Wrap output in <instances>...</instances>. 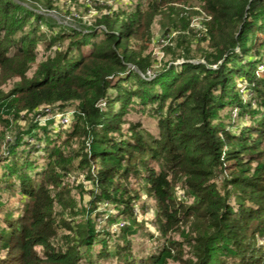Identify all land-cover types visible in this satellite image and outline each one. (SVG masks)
I'll return each instance as SVG.
<instances>
[{
    "label": "trees",
    "instance_id": "obj_1",
    "mask_svg": "<svg viewBox=\"0 0 264 264\" xmlns=\"http://www.w3.org/2000/svg\"><path fill=\"white\" fill-rule=\"evenodd\" d=\"M179 1L208 17L205 44L181 35L150 80L141 73L155 59L133 42L153 19L142 3L100 11L87 27L59 23L26 0H0V264H263L255 241L264 238V0H150L147 9ZM45 10L58 8L48 0ZM180 57L199 62L178 70ZM133 107L154 110L153 134ZM45 108L72 111V121L42 123ZM70 164L93 186L89 206L59 191ZM130 178L145 180L169 236L148 253L131 249L134 230L111 251L113 234L97 221L128 212ZM178 231L182 240L172 237Z\"/></svg>",
    "mask_w": 264,
    "mask_h": 264
},
{
    "label": "rangeland",
    "instance_id": "obj_2",
    "mask_svg": "<svg viewBox=\"0 0 264 264\" xmlns=\"http://www.w3.org/2000/svg\"><path fill=\"white\" fill-rule=\"evenodd\" d=\"M26 1L28 2V4H31L30 6H32V4L36 5L35 7L40 8L39 11L41 12L47 11V13L56 18L59 23H63L64 25L65 23L75 24V22H70H73L75 20H82L86 23L85 26L87 27L93 24L94 18L99 14L100 11L117 8L118 11L121 10L122 12H132L128 10H134L136 8V3H142V5L139 6L142 7L141 9L144 10V12H146L145 15L153 19L150 24V31H148L144 35H141V38L137 41H135L136 39L133 40V42L134 44H136V49L139 52H142L146 55H151L152 59H155L153 69H149L147 74L141 73L144 78L150 80L156 77L157 71H161L164 62L168 58H172L171 53L176 51L178 38L181 35H186L189 32V34L193 33L195 37L190 35L192 37V40L196 43L204 45L205 41L203 40V38L205 37V34H207L208 30V28L206 27L208 17L201 9V7H199V4L195 2H167L165 3V6H163L159 11L155 12L154 10L147 9V4L150 0H52L55 4V7L58 8V10L54 11L45 10V4L48 0ZM72 7H75V13H68V8L72 9ZM260 36L264 38V35L260 34ZM168 48L171 49L168 50ZM89 49L90 46L84 48L85 51H88ZM193 50L194 51L192 55L199 56L198 49L193 47ZM188 61L199 62L195 60H187L180 57L174 60L172 63L179 70L182 68V65ZM262 71H264V69H262ZM14 83L15 81H13V78L8 79L2 85V87L5 90H9ZM240 85L246 86V80H243ZM230 108L231 107L222 112L223 118L227 117V114L230 113ZM46 109L47 108L44 109L45 113L43 119L40 120L42 121V123H44L45 120L52 119L58 113L65 114L67 112H57L53 115V117H50L49 114L54 112H47ZM133 112L136 120L139 119V117L143 118L144 130L142 131H144V134H153L156 131V121L158 118L155 116L153 109H149L145 114H141L138 107H133ZM232 115L235 116L236 111L232 112ZM249 119V115L242 116L239 121L231 124H235L233 128L238 129L246 126L247 122L250 121ZM53 120H55V122L57 123L60 122L59 118H57L58 121H56L55 118ZM31 140L32 139H29L28 141ZM6 144L3 143L1 148L3 153L0 152V175L3 172V166L7 164L4 159V156L7 153V150H5ZM80 169L82 168L78 167L77 164L69 165L67 170L68 172L63 178L64 183L61 184L59 191L65 195L67 200L74 197L76 201L81 204V208H83L86 205L89 206L90 203H92L91 201L93 200V197L91 196L90 189H93V186L86 178L85 173ZM1 177L4 176L1 175ZM4 181L5 179L0 181V183ZM145 184V180L143 179L139 180L137 178H130L128 182L123 180V187L126 192L124 198L127 202H129L128 212L123 215L121 214L111 217L110 215L107 216V214H105L97 219L98 222H101L100 228H107L113 234L108 237V243L106 244V246H108V249H110L111 251L116 250L119 247H126L125 233L133 230L136 231L134 236H127L126 238H129L131 240V249H135L139 253H148L152 250H156L157 248L162 246L167 239H169V236H166L159 229V224L157 221L158 213L156 200L149 197ZM5 185L6 183L3 184L4 187ZM176 188L178 197L182 198L183 192L181 191V189H179L181 188V184L177 185ZM82 192H85L84 201L80 199V194ZM111 206L115 207V205L113 204H104V209L107 211H114L115 209ZM55 209L56 212L62 211L59 205H57ZM66 217L68 219L70 218L68 217V215H66ZM82 218V214H80L77 217L76 222H78ZM72 222L73 221L70 220V223ZM252 227H255V224H252ZM172 237L182 240L180 231L175 232ZM260 238L261 239H258V242L255 241L256 245L264 249V238ZM98 246H100L99 243ZM186 248L187 250H189L188 247ZM176 252H178V250H175V253Z\"/></svg>",
    "mask_w": 264,
    "mask_h": 264
},
{
    "label": "built area",
    "instance_id": "obj_3",
    "mask_svg": "<svg viewBox=\"0 0 264 264\" xmlns=\"http://www.w3.org/2000/svg\"><path fill=\"white\" fill-rule=\"evenodd\" d=\"M46 111L48 112V111H50V109L47 108ZM54 114H56V113H51V114H49V115H50V117H53ZM54 118L56 119V121H58L57 118H59V119H60V123L63 124V125H67V124H69V123L72 121V115H71V112H69V113H65V114L58 113V114H57L56 116H54L52 119H54ZM41 122H42V121H41ZM45 122H46V120H45Z\"/></svg>",
    "mask_w": 264,
    "mask_h": 264
}]
</instances>
